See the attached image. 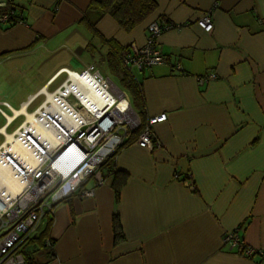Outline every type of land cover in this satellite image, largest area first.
Returning <instances> with one entry per match:
<instances>
[{
    "label": "crops",
    "instance_id": "1",
    "mask_svg": "<svg viewBox=\"0 0 264 264\" xmlns=\"http://www.w3.org/2000/svg\"><path fill=\"white\" fill-rule=\"evenodd\" d=\"M10 1L23 19L0 25V146L62 84V68H83L97 53L106 64L102 39L130 52L144 44L150 21L180 25L158 37L165 62L133 70L144 120L167 116L153 127L160 146L133 142L117 152L114 164L127 174L118 202L109 174L92 196L57 203L48 214L52 256L39 261L264 264V256H243L222 241L238 228L246 246L264 252V0H157L129 32L109 15L92 26L91 0ZM207 11L208 32L195 23ZM43 51L61 60L34 68ZM114 214L125 237L119 244Z\"/></svg>",
    "mask_w": 264,
    "mask_h": 264
},
{
    "label": "built area",
    "instance_id": "2",
    "mask_svg": "<svg viewBox=\"0 0 264 264\" xmlns=\"http://www.w3.org/2000/svg\"><path fill=\"white\" fill-rule=\"evenodd\" d=\"M7 1L2 0L0 6H6ZM10 15V11L0 14V25H10ZM195 23L206 32L212 30L211 12L202 14ZM179 26L150 21L144 44L132 46L123 58L124 65L133 72L165 62L158 37ZM175 68L181 69L179 64ZM71 71L82 78L91 76L109 95L101 93V104L97 105L88 95L92 79L76 88L72 86ZM60 72L66 78L50 93L51 98L45 92L44 101L30 113V118L27 116L0 146V161L21 182L19 192L11 198L0 192V264H25L19 251L23 241L39 229L45 215L52 214L57 203L76 193L92 196L95 188L104 183L101 165L123 143L128 131L142 125L125 92L115 87L116 93L110 79L92 64L80 71L62 68ZM209 77L214 78L215 74ZM121 99L125 101L124 107L118 106ZM166 118L165 113L147 118L134 143L148 150L159 147L160 143L153 138V127ZM14 144L26 151V158L14 151ZM28 157L34 161L33 166L27 163ZM238 231L235 228L225 232L222 241L243 256H264V252L246 246Z\"/></svg>",
    "mask_w": 264,
    "mask_h": 264
},
{
    "label": "trees",
    "instance_id": "3",
    "mask_svg": "<svg viewBox=\"0 0 264 264\" xmlns=\"http://www.w3.org/2000/svg\"><path fill=\"white\" fill-rule=\"evenodd\" d=\"M157 8V0H91L87 10L86 17L92 19V26L95 25L105 15L112 17L118 26L125 32H129L136 26L146 20ZM11 12L8 22L13 25L15 22L22 21L21 10L13 6L10 0L6 6L0 10V14ZM107 45L106 65L108 70L117 78L119 84L123 87L130 98V104L141 118L142 125L135 130L128 131L123 143L117 147L106 161L101 165L103 178L107 175H112V188L116 202L120 199L121 189L126 182L127 174L116 168L114 157L117 152L124 146L133 143L140 133L143 123V92L140 80L135 74L128 70L123 63V58L128 54L127 47L121 46L112 39H102ZM49 215H45L43 224L39 229L29 237H27L20 246L19 251L22 252L25 264H43L39 261V256H52L53 240L49 235ZM112 232L114 244H119L124 241V234L120 225L118 215L112 217ZM49 244H46V241Z\"/></svg>",
    "mask_w": 264,
    "mask_h": 264
},
{
    "label": "bare ground",
    "instance_id": "4",
    "mask_svg": "<svg viewBox=\"0 0 264 264\" xmlns=\"http://www.w3.org/2000/svg\"><path fill=\"white\" fill-rule=\"evenodd\" d=\"M87 78V79H86ZM86 78H82L79 73H74V71H71V79H72V86L79 88L81 84H83L86 80L92 79V83L89 85L90 91L88 93L91 100L97 103V105L101 104L98 101V98L101 97V93H105L109 95V92L106 93L100 86V84L91 76L86 75ZM111 86V84H110ZM115 87V86H114ZM48 98H51L50 93L48 94ZM111 100V98H110ZM125 101L120 100V103L118 106L124 107ZM28 118H30V113H28ZM9 138V137H8ZM14 151L20 155L21 158H26V151L19 145L14 144L13 145ZM27 163L31 166L34 165V161L28 157ZM21 188V182L17 180V178L14 177L12 174V171H10L1 161H0V192H4L7 198H11L15 196Z\"/></svg>",
    "mask_w": 264,
    "mask_h": 264
},
{
    "label": "rangeland",
    "instance_id": "5",
    "mask_svg": "<svg viewBox=\"0 0 264 264\" xmlns=\"http://www.w3.org/2000/svg\"><path fill=\"white\" fill-rule=\"evenodd\" d=\"M52 54H48L46 51H43V53H41V54H38L37 56H35V57H33V58H36L34 61H30L31 62V64H32V66L34 67V68H40L42 65H44L45 66V70H48L51 66H52V64H54V63H57V61H59V60H61V58H57V56H51ZM99 53H97V55L96 56H94V58H93V60L92 61H90V62H88L87 61V65L86 66H89V65H93L94 67H95V69H99L98 71L101 73V74H103V76L105 77V78H108V77H106L105 75H107V76H109L110 77V81H112L113 83L111 84V88L116 92V93H118V91H117V89L115 88V87H118L119 89H121L122 90V86L119 84V82H118V80H117V78L108 70V68H107V66H106V64L104 63V62H102V61H100V59H99ZM51 59L53 60L52 61V63H51ZM57 59V60H56ZM73 65V64H72ZM85 66V67H86ZM85 67H83V68H79V67H77L76 68V70L77 71H80V70H82V69H84ZM109 79V78H108ZM115 86V87H114ZM42 98V97H41ZM41 98H39L35 103H34V105H36L40 100H41ZM34 105H32L30 108H29V110H31L32 108H33V106Z\"/></svg>",
    "mask_w": 264,
    "mask_h": 264
}]
</instances>
